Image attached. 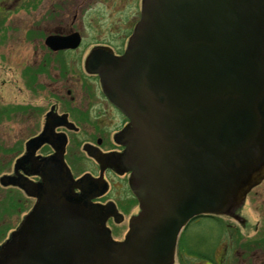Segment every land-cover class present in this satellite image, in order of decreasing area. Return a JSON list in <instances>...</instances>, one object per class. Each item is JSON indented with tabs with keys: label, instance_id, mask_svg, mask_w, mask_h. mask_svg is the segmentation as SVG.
Masks as SVG:
<instances>
[{
	"label": "flooded vegetation",
	"instance_id": "1",
	"mask_svg": "<svg viewBox=\"0 0 264 264\" xmlns=\"http://www.w3.org/2000/svg\"><path fill=\"white\" fill-rule=\"evenodd\" d=\"M249 2L230 0L240 8ZM165 4L0 0V57L8 74L0 98V215L5 216L0 264H65L58 250L67 251L68 264H110L112 256L114 264H151L144 257L150 232L141 227L144 234L134 249L115 256V248L133 234L144 213L145 190L136 168L153 166L142 132L151 137L160 126L153 91L158 68L149 49L160 40L155 16ZM254 7L264 8V0L254 1ZM259 12L252 20L264 67V12ZM259 103H264V83L254 102ZM262 115L264 126V109ZM251 161L239 158L227 169L230 182L244 184L242 196L225 195L223 212L192 218L178 233L173 260L160 264H264L253 252L264 246V236L246 215L256 199L264 216V156L259 168ZM58 183L77 202L68 210L52 196ZM184 189L183 178L173 179L174 198ZM10 193L20 195L17 202ZM10 212L13 218L4 226ZM204 217L227 229L212 250L191 243L186 234L181 238Z\"/></svg>",
	"mask_w": 264,
	"mask_h": 264
},
{
	"label": "water",
	"instance_id": "2",
	"mask_svg": "<svg viewBox=\"0 0 264 264\" xmlns=\"http://www.w3.org/2000/svg\"><path fill=\"white\" fill-rule=\"evenodd\" d=\"M254 1L240 8L235 3L232 7L230 0H165L155 16L160 40L153 42L149 55L158 68L153 91L160 126L151 137L142 132L153 163L150 170L136 168L145 190L144 213L134 223L133 234L117 244L115 256L134 249L144 230L150 232L144 239V257L151 264L171 262L178 233L192 218L223 212L225 195L242 196L244 184L230 182L227 169L239 158L252 160L254 169L261 166L264 103L254 102L264 83V67L252 15L264 8L257 10ZM177 178H183L185 189L174 198L171 187ZM52 196L62 210L77 203L62 193L60 183ZM68 257L67 251L58 250L59 260L68 264ZM107 258L114 264V256Z\"/></svg>",
	"mask_w": 264,
	"mask_h": 264
},
{
	"label": "rangeland",
	"instance_id": "3",
	"mask_svg": "<svg viewBox=\"0 0 264 264\" xmlns=\"http://www.w3.org/2000/svg\"><path fill=\"white\" fill-rule=\"evenodd\" d=\"M5 65L6 63H3L0 57V98L3 95V88H2L3 81L5 82L8 76L7 73L5 74V67H4ZM7 96L8 98H11L12 100L15 99V101H17L18 99L14 97L13 93H9ZM10 157L12 158V154L10 155ZM10 196L11 198H15L14 200L15 202H17L18 198L20 197V195L19 194L17 195V193H10ZM18 205L19 204H17V207ZM257 205H258V202L256 201V199L250 201L249 208L246 211V215L250 218L249 220H251V222L253 223L251 224L253 225V228L256 226H259L260 233H262L261 237H263L264 236V222H261V221L263 220L264 216L258 213L260 210ZM12 214L13 213L10 212L9 216L11 218H7V223L5 222L6 220L4 221L5 222L4 226L8 225V220L11 221V219L13 218ZM4 217L5 216L0 215V221H1V218H4ZM1 225L2 224L0 222V229L2 228ZM185 231H183L182 233L183 236L181 237L183 240H184V235L186 234L188 241H191V243L193 244L197 243L200 245V247L203 246V247L209 248V250L210 249L212 250L219 243L218 241L220 240V237L226 234L227 229L224 227L222 223L217 222V220L213 218H209V217H204L200 219L199 221H197L196 223L195 222L191 223L189 227L187 228L186 233ZM253 252L256 253V256H258L257 258L264 257V246L261 249L253 250ZM196 262L198 261H195L194 264ZM198 264H207V262H199Z\"/></svg>",
	"mask_w": 264,
	"mask_h": 264
}]
</instances>
